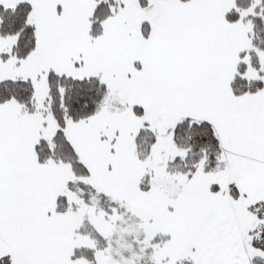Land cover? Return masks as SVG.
<instances>
[{"label":"snow or ice","instance_id":"1","mask_svg":"<svg viewBox=\"0 0 264 264\" xmlns=\"http://www.w3.org/2000/svg\"><path fill=\"white\" fill-rule=\"evenodd\" d=\"M0 264H264V0H0Z\"/></svg>","mask_w":264,"mask_h":264}]
</instances>
